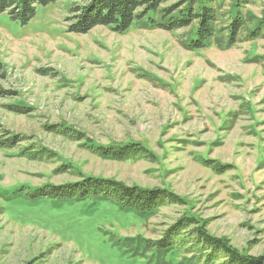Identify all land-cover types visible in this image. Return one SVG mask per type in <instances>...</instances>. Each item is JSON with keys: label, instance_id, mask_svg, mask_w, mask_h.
Here are the masks:
<instances>
[{"label": "rangeland", "instance_id": "rangeland-1", "mask_svg": "<svg viewBox=\"0 0 264 264\" xmlns=\"http://www.w3.org/2000/svg\"><path fill=\"white\" fill-rule=\"evenodd\" d=\"M88 1L38 6L26 24L0 13V264H222L196 229L264 264V28L250 34L264 0H213L216 33L200 49L188 46L196 22L68 32L71 8ZM87 176L167 189L174 202L142 215L103 196H30Z\"/></svg>", "mask_w": 264, "mask_h": 264}, {"label": "trees", "instance_id": "trees-1", "mask_svg": "<svg viewBox=\"0 0 264 264\" xmlns=\"http://www.w3.org/2000/svg\"><path fill=\"white\" fill-rule=\"evenodd\" d=\"M54 1L56 0H0V13L7 12L11 19L17 20L21 24H26L34 17L38 6ZM212 2L213 0H200L196 9L189 8L187 11H176L179 7L174 5L160 12L158 6L161 0H89L80 6L75 5L71 8L72 16L68 17V20L71 18V24L68 26L67 31L82 34L95 26H107L114 32L123 33L134 22L143 18H146L149 25L168 31L183 29L196 22L197 28L195 34L188 42V46L192 49H200L206 47L209 39L216 33L212 26L216 20L214 10L210 6ZM155 12L158 17L154 16L153 13ZM231 18L226 30L229 32V40L233 42L241 28L243 18L240 11H235ZM260 28H264L263 22L258 23L250 34L255 35V32L257 30L259 32ZM11 109L21 113L26 112V110L15 107H11ZM72 137L77 138V136ZM128 149L130 148L122 147L117 149L118 151L100 150L99 154L102 156L113 154L115 158H120L127 154ZM30 196L56 200L103 196L113 199L122 207L137 210L142 215L148 214L167 202H174L173 196L167 189L128 186L111 179L91 176L64 185L40 187L30 193ZM189 225L184 220L175 224L158 241V246L163 248L170 246L174 239L173 236L178 233V229L187 228ZM200 231L197 229L193 230L197 234L198 241L207 249H211L209 259L216 258L219 254H224L225 259L222 264H258L246 258L242 259L239 253L231 251L223 243Z\"/></svg>", "mask_w": 264, "mask_h": 264}]
</instances>
